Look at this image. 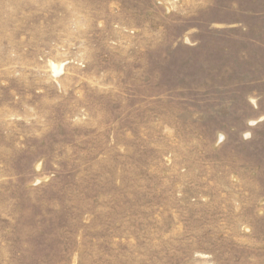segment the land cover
I'll use <instances>...</instances> for the list:
<instances>
[{
	"label": "rangeland",
	"instance_id": "obj_1",
	"mask_svg": "<svg viewBox=\"0 0 264 264\" xmlns=\"http://www.w3.org/2000/svg\"><path fill=\"white\" fill-rule=\"evenodd\" d=\"M0 264H264V0H0Z\"/></svg>",
	"mask_w": 264,
	"mask_h": 264
}]
</instances>
